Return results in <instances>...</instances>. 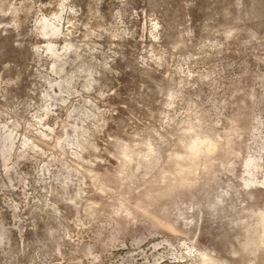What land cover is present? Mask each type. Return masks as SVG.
Instances as JSON below:
<instances>
[{
    "label": "rangeland",
    "instance_id": "1",
    "mask_svg": "<svg viewBox=\"0 0 264 264\" xmlns=\"http://www.w3.org/2000/svg\"><path fill=\"white\" fill-rule=\"evenodd\" d=\"M0 264H264V0H0Z\"/></svg>",
    "mask_w": 264,
    "mask_h": 264
}]
</instances>
